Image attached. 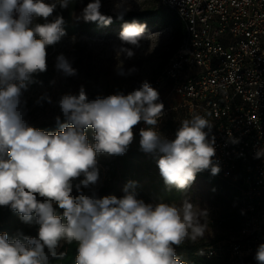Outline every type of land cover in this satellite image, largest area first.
Masks as SVG:
<instances>
[{
    "label": "clouds",
    "instance_id": "9594fccd",
    "mask_svg": "<svg viewBox=\"0 0 264 264\" xmlns=\"http://www.w3.org/2000/svg\"><path fill=\"white\" fill-rule=\"evenodd\" d=\"M73 0H0V207L18 214L28 225H38L36 237L22 232L0 233V264H52L63 259L62 242H76L75 264H186L174 246L195 242L208 230L207 210L185 198L179 203L145 202L137 182L128 181L123 195H98L101 184L98 154L123 156L139 130L140 150L152 155L167 190L186 191L197 174L220 172L213 123L193 114L180 121L173 139L158 131L164 104L152 84L143 80L128 94L117 91L89 99L86 89L62 94L56 105L57 131L35 127L29 118L25 93L35 77L48 71V47L66 35L63 16ZM136 2V0H135ZM134 0H114L117 19L132 10ZM101 0H91L81 12L84 22L108 26L111 15L101 12ZM43 20V23L37 20ZM147 24L133 19L122 24L119 43L112 45L118 76L138 71L125 69L124 60L135 57L143 42L155 48L159 34L146 32ZM155 40V44H153ZM122 58V59H121ZM74 60L60 53L55 71L75 77ZM50 83L54 84L55 81ZM53 103L44 92L36 101ZM93 131L90 143L86 130ZM229 140L238 143L229 133ZM264 157V147L254 158ZM81 177H83L81 179ZM57 208L62 215L57 214ZM256 264H264V243L258 245Z\"/></svg>",
    "mask_w": 264,
    "mask_h": 264
},
{
    "label": "built area",
    "instance_id": "2783aa9c",
    "mask_svg": "<svg viewBox=\"0 0 264 264\" xmlns=\"http://www.w3.org/2000/svg\"><path fill=\"white\" fill-rule=\"evenodd\" d=\"M185 28L184 38L166 69L154 82L165 106L158 131L193 114L213 123L220 172L198 173L224 181L240 195L241 223L233 239L204 245L201 258H220L228 264H256L264 243V0H162ZM171 96V97H170ZM178 117V123L174 118ZM134 139L140 150L139 130ZM229 133L239 140L232 143Z\"/></svg>",
    "mask_w": 264,
    "mask_h": 264
},
{
    "label": "rangeland",
    "instance_id": "374dc122",
    "mask_svg": "<svg viewBox=\"0 0 264 264\" xmlns=\"http://www.w3.org/2000/svg\"><path fill=\"white\" fill-rule=\"evenodd\" d=\"M89 2L91 0H73L67 9H61L58 6L53 16L48 18L52 20L57 15L63 16L66 35L60 42L47 49L48 71L35 77L42 84H33L25 93L27 106L30 110L29 118L35 127L46 125L52 132L58 130L54 118L60 113L55 101L62 94L78 93L81 85L85 87L89 99H94L97 95L107 96L117 91L128 94L145 79L154 87L155 80L166 69L170 61L168 55L177 26L169 23L153 24L150 23L149 18H146V32L158 33V42L155 48H151L150 41L143 42L142 48L137 50L134 58L123 61L125 69L135 67L138 71L127 77L118 76L114 68L119 58L116 59L112 45L119 43L117 34L121 29L112 23L108 26H100L94 22H84L81 12ZM101 2V12L111 15L115 21L117 18L112 11L114 0H101ZM160 8V0H136V2L134 0L133 8L127 14L143 15L147 11ZM37 22L43 23L44 21L38 19ZM153 44H155V40H153ZM60 53L73 58V66L78 70L77 76L64 78L55 71V58ZM51 81H55V83L52 84ZM44 92L50 95L53 103L45 101L42 106L37 105L35 101ZM174 119L178 123V117ZM93 131L91 128L86 130L90 143L94 142L92 140ZM97 162L101 176L98 191L100 196L116 195L120 197L123 195L124 185L132 180L137 182L138 197L145 202L162 200L179 203L187 198L207 210L208 230L205 237L195 242L186 240L182 245L174 246L177 256L183 259L186 264L188 262L184 253L185 247L209 245L216 241L233 239L236 236V232H231L232 230L226 229L227 227L222 229L217 224L225 219L226 223H230L228 227L236 225L239 221L238 217L242 215L240 201L233 203L223 194L214 192L201 175L198 174L197 179L186 191L181 192L174 189L169 191L159 174L154 157L140 155L134 142L123 156L98 154ZM57 214L62 215V210L57 208Z\"/></svg>",
    "mask_w": 264,
    "mask_h": 264
},
{
    "label": "trees",
    "instance_id": "16d2710c",
    "mask_svg": "<svg viewBox=\"0 0 264 264\" xmlns=\"http://www.w3.org/2000/svg\"><path fill=\"white\" fill-rule=\"evenodd\" d=\"M81 5V4H80ZM160 9H153L150 11H147L143 15H134V14H126L123 19H116L115 21L112 22V24H115V26L119 27L121 29L122 24L125 22H131L133 19H135L138 22L145 23V19L149 18L150 23L153 24H164V23H169V24H175L176 30L174 33V39L171 45L170 53L168 55L169 58H172V54L178 49L180 46L184 35H185V28L184 25L181 23L180 19L176 15L175 12L170 10L167 7H164L162 4V0H160ZM75 7L73 8V10ZM37 128H41L44 130L50 131V127L46 125H41L37 126ZM168 128L174 132H176V129L178 128H173L171 127V123L168 125ZM134 144L136 145V140H133ZM136 149L138 153L141 155L140 151L138 150V147L136 145ZM135 157V156H134ZM133 159V158H132ZM199 175L197 174V177ZM196 177V179H197ZM202 179L211 187V189L216 192L223 194L226 198H228L229 201L235 203L240 201V195L239 193L227 185L224 181L217 179L215 177H209L206 175H202ZM175 190V189H174ZM238 223L236 225H231L230 223H226L225 219L223 221H220L217 226L223 229L226 228L228 230H232L231 232H236L241 223V217H238ZM38 225L33 223L32 225H27L23 223L20 219L18 214L14 213L7 207H0V233L7 232L9 237L11 238L14 236L17 231L22 232L24 235L30 236V237H36L37 236V231H38ZM226 230V231H228ZM77 247L78 245L76 242H73L71 244L62 242V247L58 249V251L63 252V259L61 260H53L52 264H75V258L77 253ZM203 248V246H188L185 247L184 253L186 255V261L188 264H228L225 262L226 260L220 259V258H211V259H206V258H201V256L198 255L197 251L199 249Z\"/></svg>",
    "mask_w": 264,
    "mask_h": 264
}]
</instances>
